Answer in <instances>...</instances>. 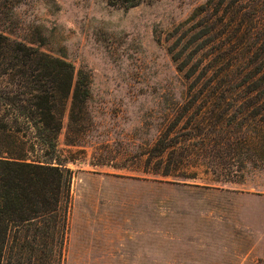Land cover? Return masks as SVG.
Wrapping results in <instances>:
<instances>
[{
    "label": "rangeland",
    "instance_id": "obj_1",
    "mask_svg": "<svg viewBox=\"0 0 264 264\" xmlns=\"http://www.w3.org/2000/svg\"><path fill=\"white\" fill-rule=\"evenodd\" d=\"M205 1L0 0V30L71 63L88 92L72 121L68 103L56 142L72 174L64 264L220 260L207 243L220 234L204 224L222 220L230 192H264V115L229 111L214 126L167 53L168 34ZM159 141L183 155L169 177L151 173Z\"/></svg>",
    "mask_w": 264,
    "mask_h": 264
},
{
    "label": "trees",
    "instance_id": "obj_2",
    "mask_svg": "<svg viewBox=\"0 0 264 264\" xmlns=\"http://www.w3.org/2000/svg\"><path fill=\"white\" fill-rule=\"evenodd\" d=\"M143 1L105 0L121 8ZM167 41L190 102H202L197 115L217 116L214 126L229 111L264 115V0H206ZM81 87L71 63L0 30V264H64L72 174L56 142L68 103L72 121L87 99ZM153 150L154 175L183 164L174 144Z\"/></svg>",
    "mask_w": 264,
    "mask_h": 264
},
{
    "label": "crops",
    "instance_id": "obj_3",
    "mask_svg": "<svg viewBox=\"0 0 264 264\" xmlns=\"http://www.w3.org/2000/svg\"><path fill=\"white\" fill-rule=\"evenodd\" d=\"M230 194V209L222 211V220L204 224L209 233L220 234V240L208 239L207 242L220 252V260L187 258L171 263L160 258L158 264H264V192L239 190ZM226 212L234 214L232 219ZM172 241L174 245L194 244L189 237H175Z\"/></svg>",
    "mask_w": 264,
    "mask_h": 264
}]
</instances>
